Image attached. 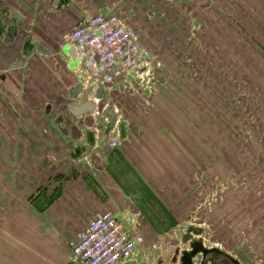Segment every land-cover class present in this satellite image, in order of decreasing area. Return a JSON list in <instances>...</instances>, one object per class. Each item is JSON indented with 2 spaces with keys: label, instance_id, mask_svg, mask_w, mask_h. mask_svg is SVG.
<instances>
[{
  "label": "rangeland",
  "instance_id": "rangeland-1",
  "mask_svg": "<svg viewBox=\"0 0 264 264\" xmlns=\"http://www.w3.org/2000/svg\"><path fill=\"white\" fill-rule=\"evenodd\" d=\"M122 1L113 9L114 13L129 23L130 11L136 14L137 33L144 40L143 44L161 60L162 67L156 72V87L152 93L144 95L127 90L121 101L116 97L112 100L128 117L131 139L135 140L142 133L155 159L147 160L149 156L143 153L144 146L136 142L131 151L123 143L111 146L115 151L113 157L103 152L106 157L103 160L110 161L111 167L113 165L110 168L115 167L116 172L119 170L123 175L120 180L123 187L119 186L122 192L127 195L133 190L142 192L143 200L148 201L140 206H153L158 212L167 213L169 223L172 227L176 225V229L183 221L185 225L181 226V231L191 228L201 204V218L209 217L202 222L203 226L206 224V238L218 231L221 246L230 249L247 264H256L260 256L264 257V0H233L229 14L222 9L225 0H217L218 10L215 11L219 16L215 23H210V8H204L208 0H143L133 2L134 9L132 6L129 9ZM145 8L149 9L144 14ZM225 27L231 33L227 34ZM52 49L56 55L46 56L51 71L54 64L49 60L62 57L58 43ZM62 74L66 81L76 79L75 71ZM57 84L59 90L62 83ZM51 86L55 87L54 84ZM103 94L100 91V96ZM130 104H133V113L127 116ZM59 110H55L56 113ZM136 113H140L138 120L134 119ZM30 114L24 113L26 144L19 148L24 149L27 156V142L37 146L38 160L32 163L35 156L30 154L31 159L27 157L25 162L28 168L39 169L41 179H46L45 184L58 181L48 177L57 165L61 171L70 164L65 157L73 139L86 138L88 131H94L95 137L105 130V120L100 122L97 118L95 123L93 118L79 119L71 132L76 129L77 135L69 139L61 132L69 125L54 126L56 114L52 111L41 116L45 120L41 123L48 126L49 121L55 129L51 134L55 141H52L42 133ZM153 121L159 124L160 138L149 129L148 124ZM53 142L63 150L60 159L58 161L49 153L48 162L43 165L46 151L55 150L51 147ZM84 146L87 151L92 147L90 143ZM129 152L137 158L124 162V155ZM118 153L124 156L120 159L122 162L113 163ZM73 167L85 171L81 164ZM130 170L136 173H132L131 178L128 177ZM59 184L60 181L56 182L57 186ZM220 201L223 206H219V210L217 204ZM209 202L212 204L208 205ZM230 204L247 218V223L241 227L227 224L225 213ZM214 205L219 210L216 215H213ZM244 227L248 237L256 239L260 245L254 246L242 234ZM183 246V243L179 245V251L170 263H177ZM262 260L258 264H264V258Z\"/></svg>",
  "mask_w": 264,
  "mask_h": 264
},
{
  "label": "crops",
  "instance_id": "crops-1",
  "mask_svg": "<svg viewBox=\"0 0 264 264\" xmlns=\"http://www.w3.org/2000/svg\"><path fill=\"white\" fill-rule=\"evenodd\" d=\"M138 1L142 2L143 0H124V4L126 3V6L131 9V6L133 8L131 4ZM208 1V5L204 6V8H210L209 20L210 23H215L219 16V12H216L218 10L217 0ZM231 1L233 0H225L222 5V9L226 10L228 14L232 12ZM245 1L250 2V0ZM120 3L122 4L123 1L4 0L3 2V9L0 12L4 13L0 14L5 23L16 21L18 16L19 19L23 16L24 21L19 24L18 37L14 42L9 41L8 45L0 43V70L14 65V59L17 55L14 53L16 48L24 47V51H26L28 43L32 40L37 42V46L33 50L32 55L25 54V61L35 56L32 61L36 65L35 67L30 66L28 70L30 76L27 77L25 83L29 91L28 94H17L12 91L15 87L22 86L19 80L20 74L11 75L6 82H0V89L6 99L2 102L1 107L7 113V120L10 121V124L5 123L0 118V264H69L73 261L72 241L76 239L92 216L107 210L126 214V219L132 224L133 229L143 233L145 237L144 245L140 247L134 259L128 264H152L151 260L146 261L144 258L148 251L151 252L156 264H173L170 262L175 259V253H178L177 249L181 245V226L185 225V223L184 221L181 224L179 223L180 227L178 229L175 228L176 225L172 227V224L168 221L167 213L158 212L157 209L150 205L149 208L147 205L143 206L141 204L142 206H140V203L148 201L143 200L142 192L133 190L134 192L130 191L129 195H127L126 192L124 193L120 190L119 186H122L120 180L123 179V175H121L119 170L116 172L115 167L111 169L113 165L111 167L110 161L108 163L104 161L106 158L104 156L105 152L110 158L115 153V151L113 152L114 148L110 145L113 132H107L105 127H103L105 130H101L95 135L96 141L93 142L91 149L82 155L73 154L75 146L79 144L86 145V143L84 137L73 139L77 133H71L72 128L76 127L78 123L71 122L72 124L67 129V136L68 138L71 136L70 138L74 140V143L73 147L70 145L71 148L68 147L67 149L69 150L70 148V153L66 150L65 157L67 161H70V164L64 170H58L57 165L56 169L50 171L48 177L58 180L50 184H45L46 179H41L42 173L39 169L28 168L26 165L25 159L27 157L31 159L29 158L30 154L36 157L32 158V163L38 160L39 150L37 146L27 142L26 149L29 153L27 156L24 149L19 148L21 145L24 146L26 144L23 136L26 126L24 113H32L34 123L39 126V129L41 128L42 133L49 137L50 140L55 141L51 135L55 133V129L50 125L49 121L47 123L49 127L41 123L45 121L41 119V116L43 114L47 115L46 112H42V109L46 101L52 98L48 97L47 90L53 88L56 94H59L77 83L76 78L72 82L66 81L62 84L59 89L62 91L57 89L59 86L57 78L59 76L57 78L54 76V70L51 71L49 69V62L46 60V56L54 53L52 46L58 43V50L62 52L67 34L80 20L99 12L115 9ZM59 4H62V7L55 8ZM15 5H18L22 11L16 9ZM213 8L214 11H212ZM148 9L146 10L145 8L143 13H147ZM129 17L130 24L137 31L136 14H131L130 11ZM225 30L227 34L231 33L227 27H225ZM140 40L144 43L141 36ZM8 47H13V49L11 50ZM55 60L57 58L51 63L54 64ZM39 68H44L43 73L38 71ZM74 71L70 69L68 72ZM64 73L66 74V70ZM53 84L55 87L51 86ZM126 92L127 90L115 85L112 99L116 97L121 101ZM37 98H40V100H37ZM134 99L137 100V98ZM73 103H79V101ZM127 109L128 113L126 112V115H131L133 113L131 111L133 104L128 105ZM55 110L59 109L55 108ZM139 114L136 113L134 119H140ZM67 116H69V119H73L71 113L67 114ZM84 118L92 117L89 114L79 117L81 120ZM129 124L128 122L125 127V135L120 143H123L131 151V147L137 142V145L144 146L145 150L143 153H147L146 155L149 156L146 159L153 161L155 158L153 153H150L147 148L145 139L141 136L142 133L136 134L137 138L135 140L131 139V127ZM157 124L153 121L149 122L148 125L152 134L160 138V130L157 128ZM53 125L57 126L58 123L54 122ZM94 129L96 130L97 128L94 127ZM161 137H163L162 134ZM52 144L51 147L55 148V150L52 152L46 151L42 161L43 165L47 164V154L49 153L53 154L52 156L58 161L60 159L59 156L63 152L62 148L58 147L55 142ZM161 144L163 143L161 142ZM124 156L127 159L124 158V162H132L133 159L137 158L136 154L135 158H133L132 152ZM124 156L118 153L114 157L113 163L118 160V162H122L120 159ZM117 157L118 159H116ZM74 164H81L84 166L85 171L83 169L74 170ZM136 169L144 177L141 170L138 167ZM130 171L129 178L136 174L135 170ZM114 172H116V176H114ZM59 181L61 184L57 186L56 182ZM150 188L152 190L153 187L151 186ZM126 197L129 199L128 202ZM201 207V204H199L198 212H200ZM197 216L198 213L196 212V217L194 216L192 223L194 225L200 222ZM132 220L135 223H132ZM170 226L173 229H168ZM153 245L156 248H153ZM171 249L174 250L173 253H170ZM177 263L179 264V256Z\"/></svg>",
  "mask_w": 264,
  "mask_h": 264
},
{
  "label": "built area",
  "instance_id": "built-area-1",
  "mask_svg": "<svg viewBox=\"0 0 264 264\" xmlns=\"http://www.w3.org/2000/svg\"><path fill=\"white\" fill-rule=\"evenodd\" d=\"M66 41L77 52L76 76L85 81V92L79 101L90 99L95 103L91 115L95 123L102 111L115 102L112 100L115 85L144 95L155 90L161 60L141 42L128 20L116 15L113 9L80 20L67 34ZM91 81L93 91H89ZM100 91L104 93L101 96ZM115 111L118 120L110 131L111 146H117L122 139L118 125L124 113L118 105ZM126 216L111 210L92 216L71 243L73 260L81 264L130 263L144 245L145 237L133 229ZM144 258L156 264L151 252H146Z\"/></svg>",
  "mask_w": 264,
  "mask_h": 264
},
{
  "label": "flooded vegetation",
  "instance_id": "flooded-vegetation-1",
  "mask_svg": "<svg viewBox=\"0 0 264 264\" xmlns=\"http://www.w3.org/2000/svg\"><path fill=\"white\" fill-rule=\"evenodd\" d=\"M3 2L4 0H0V10L3 9ZM16 9H19V11H22V9L20 10V7H18V5H15ZM62 4H59L57 6H55V8H61ZM0 13H4V12H0ZM20 14V13H19ZM22 16V15H21ZM19 20V21H18ZM24 21V17L22 16L19 19V16L16 17V21L14 22H10V23H5L2 20V16L0 14V43L2 44H6L8 45V43L10 42H14L15 39L18 37V31H19V24L21 22ZM79 23V22H78ZM77 23V24H78ZM76 24V25H77ZM75 27V26H74ZM10 41V42H9ZM37 46V42L36 41H31L28 43L27 45V49L26 51H24V47H20L19 49L16 48L15 52L17 55L14 59V65H11L10 67L4 69V70H0V82H6V80L8 79V77H10L11 75H21L19 76V80H20V84L22 85L21 87H15L14 90H12L14 93H23V94H28V89L25 86V83L27 81V77L30 76V72L28 71L31 67H35L36 65L34 64V62L32 61V58L34 57H30L29 60L25 61V54L28 55H32L33 50H35ZM9 49H13V47H8ZM7 49V48H6ZM8 50V49H7ZM61 54L62 57H56L57 60H55L54 62V76L57 78L59 76V78H57L58 82L64 84L67 80L66 77H64V75L62 73H64V71L66 70V72L70 71V67H69V62L67 61L66 57L64 56V54L60 51L59 52ZM53 55L55 56L56 54L53 53ZM55 58V59H56ZM49 60V61H53ZM48 61V60H47ZM27 63V64H26ZM41 73H43L44 68H39V70ZM77 78V76H76ZM61 84V85H62ZM69 89L64 90L63 92H60L59 94H56L55 89L50 88V90L48 91V97H53L54 101H49L45 103L44 106V112H46L48 115L53 111L54 114H56V117L53 119L54 122L58 123V124H63L65 126H68V128L70 127V125L72 124L69 120H71V118L69 119V116H67V114H70L67 111V108L69 105L72 104V102L69 101ZM4 93L1 91L0 89V118L3 119L5 123H9L10 121L7 120L6 116L7 113H5L1 107L2 102H4V100H6L4 98ZM37 100H40V98H37ZM58 106V108L60 109L59 112H55V106ZM66 114V115H65ZM66 116V117H65ZM72 122L75 121L76 123L79 124V117L78 118H74L72 117ZM77 124V125H78ZM62 130V134L67 136V129ZM78 132V130L75 129L74 133ZM83 138V137H81ZM94 135L92 133H89L86 138L84 137L85 143H93L94 142ZM87 151V148L84 146V144L82 145H77L74 148L73 154H78V155H82ZM212 203L209 202L208 205H211ZM219 206H223L222 201H220L218 204ZM217 207L214 205L213 208V215H216V212H219V210L216 209ZM238 208L234 205H229V207L227 208L228 211H226L225 215L226 218L225 220H227V224L229 226H240L244 225L245 223L248 222L247 218H243L241 213L237 210ZM201 212V211H200ZM200 212H198V217L197 219H199V224H196L191 227V228H187V229H183L182 233L180 234V239H181V244L183 243V248L182 250H192L195 251L193 253V256L191 258L192 264H247L243 259H241L239 256H237L235 253H232V251L226 247L221 246V244L218 243V238H219V233L218 231L214 232L210 237L208 236L206 238L205 235V225H202V222H204V220L206 219H202L201 218V214ZM247 214V212H246ZM235 216V217H233ZM246 220V221H245ZM245 221V222H244ZM205 223V222H204ZM245 229L243 230V235L244 236H249L247 234L246 231V227H244ZM226 232H224V235L226 236ZM245 237V238H247ZM249 238V237H248ZM194 239V240H193ZM208 239V240H207ZM244 239V238H243ZM251 240V242H253L254 246H258L261 243L256 241V239L254 238H249ZM197 240V241H195ZM194 242L193 247L191 246L192 242ZM179 251V249H177V252ZM180 258L181 256H179V263H180ZM259 261L262 260V258H264L263 256L259 257ZM187 259V258H186ZM185 259V260H186ZM259 261H256V264L259 263ZM260 261V262H261ZM190 262V261H189ZM188 262V263H189Z\"/></svg>",
  "mask_w": 264,
  "mask_h": 264
},
{
  "label": "water",
  "instance_id": "water-1",
  "mask_svg": "<svg viewBox=\"0 0 264 264\" xmlns=\"http://www.w3.org/2000/svg\"><path fill=\"white\" fill-rule=\"evenodd\" d=\"M62 53L66 58L69 59V67L71 70H75L78 67V58L77 52L75 50L74 45L69 44L67 41L65 42L64 46L62 47ZM94 85L89 83V91H93ZM85 92V81L82 77L77 78V83L70 87L69 89V101L70 102H77L80 100L81 96ZM100 95V92H98ZM116 103L112 102L108 108L102 111L100 117L98 118L100 122L107 120L106 123V131L110 132L115 126L118 120L117 113L115 111ZM96 105L95 103L90 100L86 99L79 103H73L68 106L67 111L73 115L76 119L84 114L92 115L95 112ZM127 123V118L124 116L123 119L119 123V130L121 133V137L123 138L125 135V125ZM89 133L93 134V131H88ZM91 145H93L91 143ZM194 240V239H193ZM197 241V240H195ZM192 242L191 246L193 247L194 242ZM195 251L192 250H184L182 251L180 263L179 264H192L191 258ZM187 258V259H186ZM186 259V260H185ZM190 261V262H189ZM189 262V263H188ZM69 264H81L79 260H73Z\"/></svg>",
  "mask_w": 264,
  "mask_h": 264
}]
</instances>
